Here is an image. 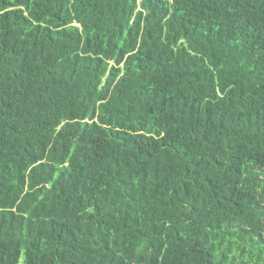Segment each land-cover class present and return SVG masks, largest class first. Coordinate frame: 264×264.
Returning a JSON list of instances; mask_svg holds the SVG:
<instances>
[{
  "label": "trees",
  "instance_id": "1",
  "mask_svg": "<svg viewBox=\"0 0 264 264\" xmlns=\"http://www.w3.org/2000/svg\"><path fill=\"white\" fill-rule=\"evenodd\" d=\"M0 264H264V0H0Z\"/></svg>",
  "mask_w": 264,
  "mask_h": 264
}]
</instances>
